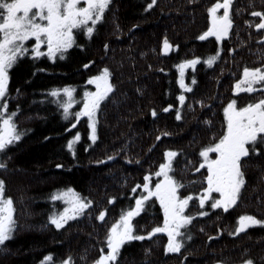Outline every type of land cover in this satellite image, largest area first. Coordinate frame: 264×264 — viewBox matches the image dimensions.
Masks as SVG:
<instances>
[{
    "label": "trees",
    "instance_id": "16d2710c",
    "mask_svg": "<svg viewBox=\"0 0 264 264\" xmlns=\"http://www.w3.org/2000/svg\"><path fill=\"white\" fill-rule=\"evenodd\" d=\"M216 2L156 0L148 9L151 0H110L91 38L75 31V43L64 59L47 55L34 59L29 53L10 70L8 110L19 106L15 122L26 131L20 141L0 152V163L6 164L0 168V180L4 195L13 200L16 221L13 237L0 246V264H41L49 254L54 258L50 264H61L67 257L73 264H93L102 248L107 251V231L121 210L135 205L140 190L133 193V187L143 184L145 174L158 170L166 150L178 153L171 174L185 185L179 190L182 196L206 187V168L194 169L202 161L201 149L223 135V108L233 98L244 106L264 96L261 90L251 94L232 90L245 66H264V29L255 28L259 17L252 15L264 11V0H233L229 35L219 42L214 36L199 40L209 26L207 9ZM165 39L172 47L162 51ZM218 51L212 66L203 62ZM195 57L200 62L185 68L181 77L178 65ZM105 67L114 90L97 112V139L92 141L88 118L77 121L75 113L82 107L85 90L93 88L88 79ZM181 78L191 91L181 88ZM65 86L75 89L76 103L68 119L59 106L62 94H49ZM77 133L80 139L70 150L68 142ZM257 148L258 153L243 158L245 184L228 211L211 208V202L201 209L194 195L185 210L193 220L182 229L180 252L165 253L164 233L147 238L152 227L163 223L159 202L152 198L133 218L136 234L146 238L125 242L118 264H241L246 259L264 264V224L230 234L240 215L264 220V143ZM158 179L152 176L153 182ZM67 188L93 204L57 229L49 217L66 205L51 197ZM110 197H115L112 203ZM102 210L103 221L97 219ZM200 211L207 214L199 216Z\"/></svg>",
    "mask_w": 264,
    "mask_h": 264
},
{
    "label": "snow or ice",
    "instance_id": "6c2138e0",
    "mask_svg": "<svg viewBox=\"0 0 264 264\" xmlns=\"http://www.w3.org/2000/svg\"><path fill=\"white\" fill-rule=\"evenodd\" d=\"M155 3L156 0H151L147 8H152ZM232 3L233 0H222V2L217 0L207 9L209 26L197 39L205 40L214 36L219 42L223 37L229 35V29L233 24L230 16ZM109 6L110 0H0V152L20 141L26 131L21 130L15 122L19 106L11 112L8 110L10 70L14 68L20 58L29 53L34 59L43 55H47L52 60H55L57 56L64 59L68 49L75 43V31L82 30L87 37L91 38ZM220 9L223 10L222 15L218 14ZM252 15L259 17L255 28L264 29V11H255ZM33 39L34 43H31ZM42 46H46L44 50H42ZM105 47L107 48L108 45ZM171 47L172 45L165 39L162 51H167ZM219 55L218 51L203 62L212 66ZM198 62H200L199 57L182 61L178 65L181 77H183L185 68L195 67ZM110 75L109 69L105 67L98 75L88 79L87 83L95 85L96 90H85L82 107L75 113L77 121L81 117L88 118V127L91 130L89 138L92 141L97 139V112L102 102L114 90L109 79ZM179 83L181 88L191 91L183 78L179 80ZM254 85H259V89ZM232 90L234 94L264 91V66H245L240 79L236 80ZM17 92L19 93V90ZM74 92L75 89L72 86H65L62 89L54 88L49 93L52 97H60L62 94L63 99L59 101V106L63 109L65 119L72 115L70 109L76 103ZM178 99L183 105L185 96L181 94ZM171 107L172 105H169L164 111L167 112ZM223 113L226 124L223 135L214 143L201 149L199 156L202 161L199 167L194 169L199 172L200 169L206 167L207 175L203 177V180L207 186L202 187L200 193L182 196L179 190L185 185L171 174L174 158L178 153L166 150L164 162L160 163L158 170L145 174L143 184L133 187V193L140 190V195L134 196L135 205L121 210L119 219L107 231L105 237L107 251L105 252L102 248L101 254L93 264H118L121 247L125 242L146 238L145 235L136 234L133 218L146 209V205L152 198L159 202L163 212V223L152 227L146 236L152 238L154 234H166L168 239L164 249L165 253H178L183 248L185 232L182 229H186L193 220V216L186 214L185 210L189 207V202L193 200L194 195L199 200L201 209L204 208L206 202H211V208H223L224 211H228L237 204L245 184L243 158L248 157L250 152L258 153L257 145L264 143V96L244 106H239L238 100L233 98L223 108ZM152 115L156 116L155 110L152 111ZM176 118L177 120L181 119L180 110H177ZM206 123L210 122L206 121ZM162 135H169V133H162ZM160 138L157 136V140ZM79 139L80 133H77L68 142V148L73 149L74 142ZM210 153L215 154V158H212ZM107 159L112 160L113 157ZM57 167H61V165H57ZM0 168H6V164L0 163ZM152 176L161 179L153 182ZM213 194H218V197ZM51 199L53 201L63 200L67 205L58 215L49 217L51 224L55 225L57 229L62 228L69 220L84 214L85 210L93 204L92 200L82 197L72 188L52 195ZM114 200L115 197H110L109 203ZM14 211L13 200L11 197L5 198L4 181L0 180V246H3L14 235L16 228ZM206 214L204 211L198 213L199 216ZM105 215V211L102 210L97 219L103 221ZM258 224H264V220H259L253 215H240L238 226L230 234L236 235L250 225ZM53 259L52 254L46 255L41 264H50ZM61 264H73L72 258H65ZM217 264H222V262H217ZM241 264H254V262L251 259H246Z\"/></svg>",
    "mask_w": 264,
    "mask_h": 264
},
{
    "label": "rangeland",
    "instance_id": "374dc122",
    "mask_svg": "<svg viewBox=\"0 0 264 264\" xmlns=\"http://www.w3.org/2000/svg\"><path fill=\"white\" fill-rule=\"evenodd\" d=\"M221 2H222V0H221ZM218 14L219 15H222L223 14V10L222 9H220V10H218ZM31 43H34V39L31 41ZM29 47H30V44L28 45ZM46 46H42V50H44V48H45ZM100 72H98L96 75H98ZM94 76V75H93ZM91 85V84H90ZM93 86V88H92V90L91 91H95L96 90V88H95V85H92ZM210 156L212 157V158H215V154H213V153H210ZM206 168V167H205ZM206 171H207V169H206ZM207 175V174H206ZM207 186V185H206ZM5 196V198H7V195H4ZM217 197H218V194H217ZM66 205V204H65ZM66 207H67V205H66ZM223 264V263H222Z\"/></svg>",
    "mask_w": 264,
    "mask_h": 264
}]
</instances>
